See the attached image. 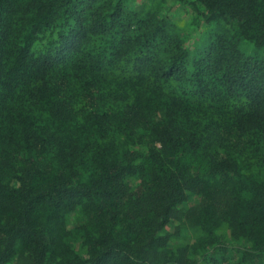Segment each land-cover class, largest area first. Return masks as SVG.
Segmentation results:
<instances>
[{
  "label": "trees",
  "instance_id": "trees-1",
  "mask_svg": "<svg viewBox=\"0 0 264 264\" xmlns=\"http://www.w3.org/2000/svg\"><path fill=\"white\" fill-rule=\"evenodd\" d=\"M0 264H264V0H0Z\"/></svg>",
  "mask_w": 264,
  "mask_h": 264
},
{
  "label": "rangeland",
  "instance_id": "rangeland-1",
  "mask_svg": "<svg viewBox=\"0 0 264 264\" xmlns=\"http://www.w3.org/2000/svg\"><path fill=\"white\" fill-rule=\"evenodd\" d=\"M183 10L184 11H186L185 10V8H181V11L183 12ZM189 11V10H188ZM190 12V11H189ZM185 13V12H184ZM184 13H182V14H179V15H177L178 17H176V20H183V22L184 21H187V19L189 18V14L188 13H186V14H184ZM194 203H197V200L196 199H194V200H192L191 201V204H194ZM188 232H191V231H188ZM191 236H192V233H191ZM186 241V240H185Z\"/></svg>",
  "mask_w": 264,
  "mask_h": 264
}]
</instances>
